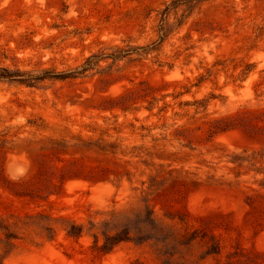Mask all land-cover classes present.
Returning <instances> with one entry per match:
<instances>
[{"label":"rangeland","instance_id":"1","mask_svg":"<svg viewBox=\"0 0 264 264\" xmlns=\"http://www.w3.org/2000/svg\"><path fill=\"white\" fill-rule=\"evenodd\" d=\"M0 48L91 68L0 81V264H264V0H0Z\"/></svg>","mask_w":264,"mask_h":264},{"label":"trees","instance_id":"2","mask_svg":"<svg viewBox=\"0 0 264 264\" xmlns=\"http://www.w3.org/2000/svg\"><path fill=\"white\" fill-rule=\"evenodd\" d=\"M165 21V20H163ZM165 36V34H164ZM24 45V44H21ZM25 47L28 46H19L18 44V49H26ZM0 55L2 58H6V49L0 48ZM125 55L128 54H121L118 53V55L111 54L109 57L114 58V60L122 59L125 57ZM90 58L87 59L86 63L90 64ZM91 68L89 66H82L77 68L74 71L71 72H61V73H56L53 71H44L41 74L34 75L29 71H22V70H12L8 67L0 66V81L3 82H12V83H19L21 85L29 86V87H35L39 85L40 83L44 82L45 80L48 79H56V80H66L69 78H76L79 76L85 75Z\"/></svg>","mask_w":264,"mask_h":264}]
</instances>
